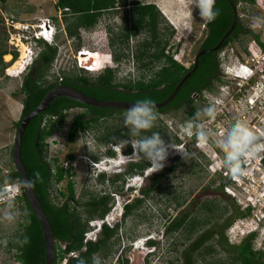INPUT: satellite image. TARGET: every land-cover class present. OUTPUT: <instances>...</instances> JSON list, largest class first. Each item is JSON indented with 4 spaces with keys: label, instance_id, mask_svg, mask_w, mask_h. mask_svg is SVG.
<instances>
[{
    "label": "rangeland",
    "instance_id": "obj_1",
    "mask_svg": "<svg viewBox=\"0 0 264 264\" xmlns=\"http://www.w3.org/2000/svg\"><path fill=\"white\" fill-rule=\"evenodd\" d=\"M138 1L154 3L159 8L163 17L175 29V35L170 42L168 50L173 54L174 59L188 67L191 64L192 55L196 49L195 40L205 30L206 19L200 15L198 0ZM259 1H261L264 9V0ZM55 2V0H9L6 4L1 3L0 50L7 49L9 52L11 50L10 43L5 36L6 28L3 18L6 16L4 14L13 16L20 21L32 23L41 17L48 16L53 19L58 30L54 44L58 47V55L56 57L57 61L54 63L59 68L61 76H63V72H72L75 67H78L76 65L77 55L82 49H88L90 54L92 53L91 51L99 53V56L95 54V57L92 55L90 59L93 70H97L89 72L92 77L99 75L104 68L115 69L117 79L122 82L138 79L142 75H148L146 70L140 69L138 64L133 60L132 50H135L136 40L130 41L129 48L126 46L123 48L121 43L115 48L110 45V33L114 35L117 32L122 18L125 15H129L128 10H118L117 13H119L116 15H104L101 19L102 21H99L93 29L81 30V47L76 50V46L80 41L66 36L63 15L61 11L56 10ZM256 5L261 6L259 3ZM35 50L39 53L42 50V46L38 44ZM115 51L117 53H121L122 51L125 53V57L119 63L114 61L113 54ZM3 60L8 64H14L13 51L4 55ZM33 69L32 65L19 78H10L5 72L0 73V186L9 184L8 178L16 170L12 151L17 133L16 123L21 117L22 95L14 96V93L21 87L24 76L30 74ZM260 70H264V64ZM55 75H49V79H53ZM256 75L259 76V74ZM260 76V83L256 92L263 96L264 71H261ZM81 111L83 109L80 108L69 110L65 122L56 127L54 134L46 141L47 156L49 159H57L60 165L73 167L76 195L81 203H86L95 195L111 192L112 196H114V202L111 211L106 216L107 218H105L108 220L110 226H114L117 220H119V211L121 209L123 211L126 203L132 202L137 197H142L141 189L148 188L151 182V174L157 173L160 170L153 172L148 168L144 174L127 178L123 186L121 182L112 185L107 179L104 182H98L96 178L99 174L93 170L92 163L94 160L92 156L96 155L98 161L101 160L103 162L98 163L99 168L105 165V162L111 166L109 171L106 172L108 178L115 175V173L124 172L128 161L134 160L137 154H133L132 156L125 155L123 142L120 144H100L94 139V133L91 131L81 133L75 143H70L68 141V129L73 117ZM240 111L243 116L242 123L249 129L252 127L250 124L256 115L255 111L247 105H243ZM259 113H261V117H264V108H260ZM161 118L169 125H172L170 126L171 129L174 128L173 130L178 134L181 133V128L187 123L183 110L172 111L166 115L163 114ZM260 128H264V122ZM208 133L214 138V142L210 143V145L204 144L198 146L197 140L193 141L189 139H187L186 144L184 143L185 145H182L183 142L181 144L166 142L169 145H176L184 152V155L182 156V153L179 151L171 150L164 162V166L170 165L171 159L176 156L181 158L180 165L174 173L167 175L161 181L159 187L151 193L138 210L131 216L121 220L118 233L109 244L110 250L107 252L103 251L104 254H108L106 256H96V259L100 260V264H183L184 250L193 244L202 233L212 228L216 224V221H219L220 218L229 212L231 217L234 213L235 215H240L241 212H244V208L248 203L245 201L246 197L244 196L247 192L246 190L244 191L241 187L238 188L232 182L227 184L226 187H230L236 194V196L232 197L226 192L225 187L224 192L226 195L234 198L229 200L217 188L218 182H216L214 177H216V173L221 174V168H217L215 164L223 157V150L219 146V141L222 138L215 133L214 129L208 130ZM216 146L220 148V152L216 150ZM111 149L115 150L116 154L122 153L123 160H128L127 163L120 164L117 155L115 157L107 155V152ZM71 155L74 158H71ZM67 161H70L68 166L66 165ZM210 162L214 163L213 166L208 165ZM252 168V177L255 179L256 176L258 178L264 177V165L259 162L255 169ZM225 170V168L222 169L223 172ZM243 171L246 172V170ZM257 173H260V175H257ZM15 184L18 183L15 182ZM66 184L67 181H64L54 186L53 197L55 199L60 191H65ZM247 188L251 191L257 189L256 206L254 210L250 209L252 211L248 218L245 220L237 218L227 228L226 235H228L227 238L232 245L239 244L245 239L244 236L239 235L246 233L245 229L249 221L255 226L258 218L263 219L264 186L261 185L259 187L257 185ZM249 189L247 194L253 195V192H250ZM219 193L221 196H216ZM196 200L198 201L195 202ZM229 202H231V206ZM196 204H198V208ZM205 207H208V209L210 207L211 210ZM21 209L22 204L13 202L10 197L0 201V264H18V261L15 259V253L21 229ZM82 209L84 210V208ZM187 212L192 214L188 222L180 230L173 234H167L165 227L168 222ZM85 215L86 213H84V217ZM220 215L222 216L220 217ZM195 219H197L199 226L194 230L192 223ZM208 220L209 224H206ZM100 221L102 220L99 218L89 221L90 230L86 233V240L96 241L98 236H100L97 229L95 230ZM231 228H234V232H232ZM260 232L256 237L264 240V228ZM234 233H237V235L233 236ZM150 239L155 240L158 244L152 250L143 249L142 247ZM213 242V240L207 242L206 246L209 247ZM226 251L219 245L214 254L205 255V258L199 264H216L224 261L228 257L225 253ZM148 252H152L151 255L148 256ZM64 263L63 261L62 264Z\"/></svg>",
    "mask_w": 264,
    "mask_h": 264
},
{
    "label": "trees",
    "instance_id": "obj_2",
    "mask_svg": "<svg viewBox=\"0 0 264 264\" xmlns=\"http://www.w3.org/2000/svg\"><path fill=\"white\" fill-rule=\"evenodd\" d=\"M6 4L9 0H0ZM55 8L62 11L64 32L70 39L80 41L76 50L81 47L80 31L93 29L102 15L103 10L115 7L117 0H55ZM126 3V0H124ZM226 0H218L217 4H225ZM217 4L214 3V10L217 11ZM215 18H220L218 14ZM57 20V18H56ZM210 23L206 20L205 26ZM141 33H145V38L139 41ZM175 35V29L163 17L159 8L154 3L142 4L135 1L132 7L131 23L124 21L122 32L119 35L110 37V45L115 48L118 44L130 46V37L135 36V51L132 55L140 69L146 70L147 76L142 75L138 79L129 81H119L116 71L112 68H105L99 75L92 77L83 68L75 67L72 72H63L62 79L54 76L49 79L50 71L58 55V47L54 44L39 42L42 50L33 63L34 69L23 78V82L14 96L22 95L21 117L17 121L18 128L23 117L33 111L44 99L49 90L66 85L78 89L84 94L102 100L137 102L143 99H150L153 103H161L166 100L174 91L181 79L192 69L184 66L168 50L170 42ZM8 41V34L6 33ZM209 43L206 44L208 46ZM161 49V50H160ZM9 50H0V73L4 72L9 65L4 62L3 57L9 54ZM19 53L13 52V60L18 58ZM125 57V53L113 54L114 61L120 62ZM190 77L177 93L175 98L166 106L154 108L157 119L153 128L142 132V135H151L153 132L159 133L165 142L181 144L177 133L171 129L161 116L176 111L184 100H190L191 86ZM202 88V87H201ZM191 103L186 107V118L191 120L193 113L189 111ZM74 108L83 109L73 117L68 129V141L75 143L81 133L92 132L94 139L104 145L109 143L120 144L125 139H138L131 137L128 128L124 124V113L127 109L121 108H99L78 102L72 98L59 96L53 99L46 110L32 119L27 126L23 139L21 155L26 171L36 195L46 213L55 237V264H94L97 255L106 256L110 250L111 240L118 233L120 224L110 227L103 225L100 237L96 241L85 239L86 233L90 230L89 221L93 219H104L113 206L114 196L110 193H101L93 196L86 203H81L76 195L75 181L73 177V167L60 165L57 159H49L47 156V139L52 136L56 127L62 125L68 117L69 110ZM185 118V120H186ZM188 121V120H186ZM125 154L133 155L130 144L125 145ZM107 155L114 157L116 152L109 150ZM71 158H74L71 155ZM94 161L98 160L96 155L92 156ZM170 165L164 166L159 172L150 176L148 188L141 189L142 197H137L132 202L124 206V219L131 216L138 210L145 200L161 184V181L171 173H174L180 165L181 158L176 156L171 159ZM150 167V163L145 161L140 154L134 160H130L124 172L109 176L100 173L96 178L98 182L109 180L112 185L121 182L124 185L127 178L138 174H144ZM67 181L65 191H60L55 199L53 190L55 185ZM9 183L17 182L21 194L12 199L13 202L22 204L19 241L23 246V264H45V240L40 223L35 216L29 202L22 191V183L18 172L15 170L8 178ZM121 186V187H122ZM119 190V189H115ZM229 200L234 198L228 196ZM231 206V202H229ZM228 205V207H229ZM84 208V210L82 209ZM208 209V207H205ZM208 210H211L209 207ZM84 213H86L84 217ZM190 212L170 220L165 227L167 234H173L180 230L189 217ZM243 216H246L245 214ZM241 218V215L232 216L227 224L230 226L234 220ZM195 219L192 223L194 230L197 229L198 222ZM209 220L206 222V224ZM214 242L209 247L207 242ZM223 249L228 248V257L224 261L216 264H258L253 250V243L250 238L244 240L240 245H232L229 239L225 238ZM149 244L158 243L150 239ZM229 246V247H228ZM219 245L214 233L206 231L184 252L183 264H199L205 255L214 254ZM17 254L15 253V259Z\"/></svg>",
    "mask_w": 264,
    "mask_h": 264
},
{
    "label": "flooded vegetation",
    "instance_id": "obj_3",
    "mask_svg": "<svg viewBox=\"0 0 264 264\" xmlns=\"http://www.w3.org/2000/svg\"><path fill=\"white\" fill-rule=\"evenodd\" d=\"M135 1L138 0H126V3H124V0H117L115 7L103 10L98 22L102 21L101 19L104 15L118 14V10L123 9L128 10L127 12H129L128 16L125 15V17L122 18L119 27L117 28V32L114 35L110 33V37L113 36L115 38L116 35L121 34L124 21L131 23L132 7ZM255 1L261 6L256 5L257 3ZM217 2L218 0H215L216 4ZM140 3L145 4L143 2ZM262 9V3L259 0H226L225 4L217 7V12L220 15V18H215L212 22L208 23L207 26H205L204 32L195 40L196 49L192 55L191 64L188 66V68H193L196 63L198 64L196 71L191 76V86L194 88V91L191 92L190 100H184L176 110H183L186 115V107H188L189 102L191 103L189 111L193 113V118L191 120L186 118V120H188L186 122L191 121L194 125H203V128L207 133L208 130L210 131L214 129L215 131L219 125H223L225 128L229 129L236 122H242L243 116L240 109L243 105L246 106L247 98L256 93L260 83L259 79L261 77V71H264L260 70L261 66L264 64V9ZM234 18L236 22L232 32L219 46L224 34L232 26ZM145 36H147L145 33H141L139 37L136 38L141 41ZM134 40H136L135 36H131L130 41L133 42ZM207 43H209L208 46H206ZM204 50L212 51L202 54V51ZM134 51L135 50H132V55ZM241 65H247L253 70V75L248 80H243L240 76L233 74V72L238 70ZM256 74H259V76ZM207 108H212L214 110V116L209 117L205 115L204 110ZM197 113H200V115L197 116ZM263 138L257 137L254 144L263 145ZM195 140H197V137L194 135L193 141ZM213 142L214 138L208 133L206 145H210V143ZM217 148L216 150L219 151L220 148ZM260 155H263V160L260 163L264 165V147H262L253 157L245 158L241 161V173L238 175L242 179L241 189L247 191L244 196L246 197L245 201L248 202L244 208V212L240 213L241 219L244 220L249 217L251 211L254 210V207L256 206L255 201L251 198H253L254 194V196L257 197V189L251 191L247 187L252 188V186L254 187L257 185L261 187V185H264V177L258 178V176H256L255 179L251 176L253 175L251 167H253L252 169H255L256 165L259 163L258 157ZM213 164L214 163L212 162L208 163L209 166H213ZM243 170H246V172ZM227 174L228 176H226L221 170V174L216 173V177H214L216 182H218L217 188L224 196H227L224 192V188L227 184L231 182L233 183L231 179L233 174L229 171H227ZM257 175H260V173H257ZM248 189L250 192H253V195L247 194ZM216 196L220 197L221 194L219 193ZM197 201L198 200L195 202ZM196 207L198 208V204H196ZM244 214L246 216H243ZM221 216L222 215H220V217ZM233 216L237 215L234 213ZM262 216L263 219L258 218V221H256V227L251 221H249V224L246 225L247 228L245 229L247 232V237H245V239L251 237L253 250L258 264H264V250L255 249L254 247L256 236L261 233L260 231L264 228V215ZM230 221L231 214L229 212L220 218L219 221H216V224L208 230L212 234L214 233L218 245L226 244L225 238L228 236L226 235V231L229 227L227 224ZM116 224L117 222L115 225ZM103 225L104 224L101 225L99 234L102 232ZM250 226H252V228H250ZM255 228L257 229L256 231H254ZM99 237L100 236H98V238ZM245 239L236 245H240ZM222 245L221 247H223ZM22 246L23 244L21 241L16 246V260L18 261V264L24 263L23 251L21 249ZM155 246L156 245L149 244V240H147L142 248L152 250ZM224 250L228 251L229 249L224 248ZM227 251L225 253L228 255ZM151 253H149L148 256L151 255Z\"/></svg>",
    "mask_w": 264,
    "mask_h": 264
},
{
    "label": "clouds",
    "instance_id": "obj_4",
    "mask_svg": "<svg viewBox=\"0 0 264 264\" xmlns=\"http://www.w3.org/2000/svg\"><path fill=\"white\" fill-rule=\"evenodd\" d=\"M214 3L215 0H198L200 15L208 22H212L218 15V12L214 10ZM252 75L253 72H250L248 69L244 68L240 78L243 80H248ZM154 107L155 106L152 100L143 99L137 101L130 108H128V110L124 113V124L128 128L131 137H138V139H125L123 144L124 146L130 144L133 149V154H140L145 161L150 163L151 166L149 168L151 171L156 172L164 167V162L168 158L171 150L181 152L182 156L184 155V152L176 145H169L166 143L165 139L162 138L159 133L153 132L151 135H142V132L151 129L154 126V122L157 119V115L154 112ZM204 113L209 117L214 116V110L212 108L205 109ZM199 115L200 113H197V116ZM194 128L195 131H193ZM181 132L188 136L195 135L200 145L207 143L208 133L204 130L203 125H194L193 122L190 121L181 128ZM256 139L257 137L253 134V132L249 130L242 122H236L226 130L223 138L219 141V146L223 150V157L218 161L217 167H223L233 175L240 174L242 159L253 157L261 150L262 147H264V145L254 144ZM116 155L120 164L127 163L128 160H123L122 153H117ZM94 162L100 163L102 161L97 160ZM105 163L106 167L100 173L106 174V172H108L111 168L107 162ZM31 186L32 181L27 179H25L21 185V187L24 189H28ZM124 213V209L123 211L122 209L119 211V220H117V224H120V221L124 218ZM106 218L101 219L102 221L98 223V227L95 228V230L97 229V232H99L102 224L107 223L110 225ZM256 230L257 229L255 228L254 231ZM245 235H243L244 238ZM94 264H100V260L95 259Z\"/></svg>",
    "mask_w": 264,
    "mask_h": 264
},
{
    "label": "built area",
    "instance_id": "obj_5",
    "mask_svg": "<svg viewBox=\"0 0 264 264\" xmlns=\"http://www.w3.org/2000/svg\"><path fill=\"white\" fill-rule=\"evenodd\" d=\"M2 2L0 1V4ZM62 14V11H61ZM5 18H3L5 22V31L8 34V41L10 43V53L13 51H17L19 53L18 58L14 61V64H9L4 72L7 74L10 78H19L21 75H23L28 69L33 65L34 61L38 57V52H36L35 47L38 46L39 42H45L49 44H55L56 38H57V27L51 17H41L37 19L36 22H28V21H20L16 19L13 16L5 15ZM2 18V17H1ZM91 51V50H90ZM91 56L95 57V54L99 56V53L91 51ZM89 51L88 49H82L78 52L77 55V63L76 65L79 68H83L84 70L88 72H95L97 70H93V66L88 64L87 61L89 59ZM55 60L54 62H56ZM12 63V62H11ZM53 68H51L50 75L56 74L55 76H58L60 80L62 79L59 68H57L56 63H53ZM57 68V69H56ZM101 68V67H100ZM244 68L248 69L250 72H253L252 68L247 65H241L238 70L233 72V74L237 76H241V74L244 71ZM56 69V70H55ZM99 70V69H98ZM50 77V76H49ZM246 105L249 106L250 109H253L255 111V117L251 121V124L249 130L253 132V134L256 137H262L264 136V128L261 129L260 126L264 122V117H261L260 108H264V95H260L257 92L254 95H251L247 98ZM257 124H259L257 126ZM227 128H225L223 125L217 126L215 129V133H217L220 138H223L224 133L226 132ZM194 131V129H193ZM179 136V139L181 140L182 145L185 143L187 139L193 140L194 135L188 136L186 134L177 133ZM184 144V145H185ZM199 146L200 144L197 143ZM263 159V155H260L258 157V161L261 162ZM70 160V159H69ZM70 161H67L66 165H69ZM103 163V162H100ZM218 162H216L215 165H217ZM102 167L99 168V164L97 162L92 163L93 170L99 174L104 170L106 167V163H104ZM221 168L220 170L224 169L223 167H217ZM227 169L224 171V174L228 176ZM234 184L237 185L238 188L242 186V179L239 175H233L231 177ZM264 186V185H263ZM226 192L230 194L232 197L236 196L235 192L230 188L226 187ZM21 194V189L18 184L15 183H9L6 185L0 186V201L5 200L7 197L15 198L16 196ZM254 198V199H253ZM251 198L253 201L256 202L257 197L253 196ZM257 225V224H256ZM255 225V227H256ZM232 232H234V228H231ZM247 234L242 233L243 236ZM237 233H234L233 236H236ZM254 247L255 249H263L264 250V240L261 238L256 237L254 241Z\"/></svg>",
    "mask_w": 264,
    "mask_h": 264
},
{
    "label": "water",
    "instance_id": "obj_6",
    "mask_svg": "<svg viewBox=\"0 0 264 264\" xmlns=\"http://www.w3.org/2000/svg\"><path fill=\"white\" fill-rule=\"evenodd\" d=\"M235 18L232 26L230 29L224 34L222 41L220 42L219 46L223 43V41L230 35L232 32L234 26H235ZM212 50H204L202 51V54L210 52ZM198 64L196 63L194 67L181 79V81L178 83L174 91L171 93V95L164 100L161 103H154V108H161L166 105H168L177 95V93L180 91L184 83L192 76V74L196 71ZM59 96H65L72 98L78 102L99 107V108H121V109H127L130 108L135 102H124V101H109V100H102L90 97L83 92L79 91L76 88L66 86V85H59L51 90L48 91V93L45 95L42 102L39 104L38 107H36L33 111H31L29 114H27L25 117H23L20 121V124L17 128V133L15 136V141L13 145V161L16 166V170L20 176L21 183L27 179H29L28 173L26 171L24 162L22 160L21 155V149H22V139L24 132L29 125L30 121L37 117L40 113L44 112L46 108L50 105L51 101ZM22 191L25 193V196L29 202V205L31 206L33 212L35 213V216L37 217L40 226L43 231L44 240H45V264H55V237L52 230V227L49 223V220L46 216V213L40 203V200L38 196L36 195V192L34 191L33 186H31L28 189H24L22 187ZM148 254V253H147Z\"/></svg>",
    "mask_w": 264,
    "mask_h": 264
},
{
    "label": "bare ground",
    "instance_id": "obj_7",
    "mask_svg": "<svg viewBox=\"0 0 264 264\" xmlns=\"http://www.w3.org/2000/svg\"><path fill=\"white\" fill-rule=\"evenodd\" d=\"M89 54H90V52H89ZM90 59H91V54H90L89 59H88V61H87V63L91 65V61H90Z\"/></svg>",
    "mask_w": 264,
    "mask_h": 264
}]
</instances>
